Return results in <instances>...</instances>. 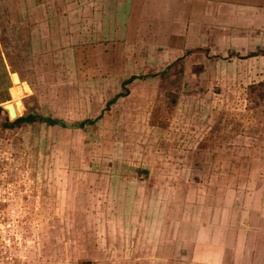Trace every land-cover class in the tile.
Returning <instances> with one entry per match:
<instances>
[{
    "label": "rangeland",
    "instance_id": "rangeland-1",
    "mask_svg": "<svg viewBox=\"0 0 264 264\" xmlns=\"http://www.w3.org/2000/svg\"><path fill=\"white\" fill-rule=\"evenodd\" d=\"M97 5L92 0H0V59L11 64L0 68V108L4 111L0 114V264H76L77 255L68 246L71 238L83 241L78 251L74 248L81 256L93 250L92 231L74 228L84 216L73 220L72 214H64V207L74 200L64 196V191L75 188L74 174H64L65 161H132L124 168L139 176L135 162L147 161L143 177L152 180L159 178L157 172L171 175L172 161L178 156L196 154L214 160L201 167L207 176L202 184L210 193L239 186L245 193H257L256 201L264 194V84L243 78L228 83L229 71L236 72V77L241 69H223L218 59L213 60L218 66H210V72L201 68L188 83L177 72L147 84L126 83L117 92L119 83L109 84L102 91L106 101L113 96L111 91L127 90L129 96L117 99L101 122L82 129L71 131L38 122L2 126L4 121L37 115L43 109L34 94L23 93L15 74L11 85L10 72L19 73L25 89L27 81L40 93L49 86L51 116L69 125L83 121L88 108L77 106V99L93 93L87 85L94 80V69H99L96 61L101 58L95 52L98 46L85 43L89 34L77 27V17L79 13L93 15ZM67 36L73 39L68 38V45ZM101 55L109 59L107 52ZM82 74L84 80L78 78ZM140 107L149 108L150 115H143ZM42 114L48 117L47 112ZM194 141L195 148H189ZM84 168H91L90 175L84 176L85 185L94 189L91 170L99 173V168ZM134 173L127 176L136 177ZM151 180L149 187L154 185ZM101 188L103 184L97 185L95 193H101ZM97 203L86 199L89 214L94 207L101 208ZM89 261L78 264H92Z\"/></svg>",
    "mask_w": 264,
    "mask_h": 264
},
{
    "label": "crops",
    "instance_id": "crops-1",
    "mask_svg": "<svg viewBox=\"0 0 264 264\" xmlns=\"http://www.w3.org/2000/svg\"><path fill=\"white\" fill-rule=\"evenodd\" d=\"M92 2L98 4L94 6L93 15L79 13L77 17V27L84 29L82 34H89L90 40L85 43L98 46L95 52L101 58L96 61L95 68L99 69H94V80L87 85L93 93L84 100L81 96L77 99V106L88 108L82 120L93 121L92 125L110 113L117 99L129 96L127 90L120 97L121 93L116 92L131 78L134 80L127 83L129 85L147 84L178 72L182 81L188 83L196 79L201 68L210 72L209 68L215 64L213 60L218 59L223 69H241V75L236 77V72L229 71L225 79L228 83L242 78L252 84L264 83V0ZM66 38L67 44L69 37ZM69 39L73 41L72 37ZM103 52H107L108 60H103ZM5 60L0 59L1 69L11 67ZM162 72L168 73L161 76ZM153 73L159 75L144 76ZM13 74L23 93L28 90L30 95L34 94L43 108L38 114L43 116L45 111L48 117L57 119L51 116V103L47 102L53 97L49 86L40 93L39 88L30 86L27 81L25 89L19 73L10 72L8 78L12 86ZM78 78L84 80L85 76ZM118 83L116 92H110L112 99L106 101L102 91L109 84ZM101 99L105 102L101 103ZM140 108L143 115H150L149 108ZM62 129L74 131L77 128ZM194 142L189 148H195L197 141ZM211 160L210 157L198 158L196 154L178 156L172 161L174 172L171 175L157 172L160 179L152 180L143 177L147 174V161L135 162L140 176L133 169L124 168L132 161H65L64 174H74L75 188L72 192L64 191V196L74 198L72 205L64 207V214H72L73 220L82 214L83 221H77L76 226L73 221L72 225L78 230L89 228L93 238V250L89 254L85 250L86 255L82 256L77 246L83 241L69 239L68 246H72V252L77 255L76 264L91 263L89 260L92 264H264V194L256 201L257 193H245L239 186L210 193L202 184L207 176L201 167L209 165ZM86 166L99 168V173L91 170L94 189L85 185L84 176L91 169L85 170ZM129 173L137 178L127 176ZM150 180L154 184L151 187ZM162 182L163 187H158ZM102 184V192L95 193L97 185ZM89 197L94 203H101V208L94 207L90 214L85 205Z\"/></svg>",
    "mask_w": 264,
    "mask_h": 264
},
{
    "label": "trees",
    "instance_id": "trees-1",
    "mask_svg": "<svg viewBox=\"0 0 264 264\" xmlns=\"http://www.w3.org/2000/svg\"><path fill=\"white\" fill-rule=\"evenodd\" d=\"M166 73H168V72H162L161 76L165 75ZM131 80H134V78H131L130 80L126 81L125 83H122V85L124 84V86H125V84L129 83ZM120 96H123V93L118 95V97H120ZM260 96H262V94ZM110 103H108L106 105V109H107V107H108V105ZM1 113H4V111L0 108V114ZM34 122L42 123V124H45V125H48V126H51V127L77 128V129H82V128L88 126V125H92L93 124V121L83 120V121H80L77 124L69 125L65 121L60 120V119H54V118H51V117H43V116H41L39 114L35 115V113L34 114L33 113H31V114L28 113L25 117L23 116V117L16 118L12 122L4 121V123H2V126L5 127V128H13V127H19L22 124H31V123H34Z\"/></svg>",
    "mask_w": 264,
    "mask_h": 264
},
{
    "label": "water",
    "instance_id": "water-1",
    "mask_svg": "<svg viewBox=\"0 0 264 264\" xmlns=\"http://www.w3.org/2000/svg\"><path fill=\"white\" fill-rule=\"evenodd\" d=\"M4 109L6 110V112L8 113V110L4 107ZM8 115H9V113H8ZM10 117V116H9ZM12 119H16V117H14V118H12Z\"/></svg>",
    "mask_w": 264,
    "mask_h": 264
}]
</instances>
